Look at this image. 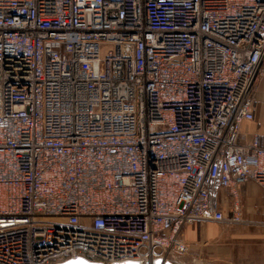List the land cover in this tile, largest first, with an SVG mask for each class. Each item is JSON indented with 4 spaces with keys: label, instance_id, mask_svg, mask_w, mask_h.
Instances as JSON below:
<instances>
[{
    "label": "built area",
    "instance_id": "obj_1",
    "mask_svg": "<svg viewBox=\"0 0 264 264\" xmlns=\"http://www.w3.org/2000/svg\"><path fill=\"white\" fill-rule=\"evenodd\" d=\"M263 72L264 0H0V264L175 263L242 223Z\"/></svg>",
    "mask_w": 264,
    "mask_h": 264
},
{
    "label": "crops",
    "instance_id": "obj_2",
    "mask_svg": "<svg viewBox=\"0 0 264 264\" xmlns=\"http://www.w3.org/2000/svg\"><path fill=\"white\" fill-rule=\"evenodd\" d=\"M255 104V118L242 124L240 141L256 139L264 145V72L257 83ZM234 198L242 223L196 222L185 226L181 238L188 252L175 264H264V191L251 181L238 186L235 197L222 190L219 202L225 215L230 213Z\"/></svg>",
    "mask_w": 264,
    "mask_h": 264
},
{
    "label": "water",
    "instance_id": "obj_3",
    "mask_svg": "<svg viewBox=\"0 0 264 264\" xmlns=\"http://www.w3.org/2000/svg\"><path fill=\"white\" fill-rule=\"evenodd\" d=\"M55 264H103V263L94 262V261H90L86 258L79 257L76 259H68L66 261L55 263ZM123 264H139V263L136 261H128V262H125ZM151 264H175V263L170 262V261H164L162 259H155L152 261Z\"/></svg>",
    "mask_w": 264,
    "mask_h": 264
},
{
    "label": "rangeland",
    "instance_id": "obj_4",
    "mask_svg": "<svg viewBox=\"0 0 264 264\" xmlns=\"http://www.w3.org/2000/svg\"><path fill=\"white\" fill-rule=\"evenodd\" d=\"M108 49H110V47H108V46H104V47L102 48V51H106V50H108Z\"/></svg>",
    "mask_w": 264,
    "mask_h": 264
}]
</instances>
